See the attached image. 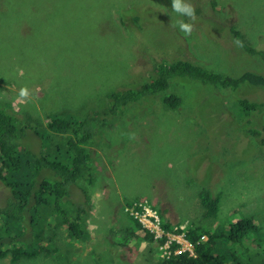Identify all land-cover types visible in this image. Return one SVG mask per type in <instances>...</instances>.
Here are the masks:
<instances>
[{
	"label": "rangeland",
	"instance_id": "374dc122",
	"mask_svg": "<svg viewBox=\"0 0 264 264\" xmlns=\"http://www.w3.org/2000/svg\"><path fill=\"white\" fill-rule=\"evenodd\" d=\"M186 59L229 75L264 71V0H0V106L44 125L53 116L76 119L92 132L93 143V183H79L92 207L83 222L86 240L53 225L49 250L15 264L163 259L162 245L143 229L132 237L136 254L127 261V250L116 246L123 238L106 234L121 223L119 203L133 201L156 207L161 223L174 232L192 223L226 230L250 217L259 231L245 250L235 249L247 263H264V145L246 133L243 116L230 108L235 94L177 79L172 87L180 100L174 108L162 101L165 96H139L123 106L109 98L138 89L158 62ZM241 89L245 99H264V90ZM250 119L253 126L255 119L262 124L264 113ZM54 137L59 142L63 136ZM204 189L219 195L216 217H204ZM4 195L0 188V203ZM170 236L188 249L180 234ZM0 264H11L10 257Z\"/></svg>",
	"mask_w": 264,
	"mask_h": 264
},
{
	"label": "trees",
	"instance_id": "16d2710c",
	"mask_svg": "<svg viewBox=\"0 0 264 264\" xmlns=\"http://www.w3.org/2000/svg\"><path fill=\"white\" fill-rule=\"evenodd\" d=\"M231 31L240 42L238 32L234 28ZM244 51L263 57L251 47H245ZM154 71L150 80L138 89L132 86L111 93L109 98L113 104L123 106L140 99L139 96H165L162 101L174 108L180 99L172 87L173 82L177 79L200 82L216 92L223 90L234 93L236 102L230 108L243 116L240 122L243 120L247 124L246 133L260 139V143L264 145V121L261 124L255 119L253 122L257 124L254 126L250 121L254 113H264V99H245L239 93L243 85L264 90V71L252 69L229 75L210 71L187 59L168 64L158 62ZM9 106L7 111L0 106V188L5 192L0 203V262L10 257V263L15 264L20 260H32L49 250L45 246L54 243L53 225L66 229L79 242L86 240L88 232L83 222L88 208L92 207L88 206L86 190L79 183H93L88 165L93 154V143L89 142L92 132L76 119L72 123L68 118L53 116L44 125L41 121L33 120L31 115L20 114L21 117L18 118ZM54 134H62L63 137L56 142ZM33 137L39 140L38 148L33 145ZM215 195L207 189L202 190L200 201L206 210L204 217H216L220 199L219 195ZM134 203L127 202L122 207L119 203L121 223L117 222L118 226H111L106 231V234H117L123 238L116 246L127 250L128 256L124 258L126 261L136 254L130 243L136 232L142 229L137 221L124 212L125 206ZM153 209L159 212L156 207ZM52 218L55 219L53 224L50 221ZM162 223L165 233L183 234V238L192 245L194 256L187 251L176 255L172 253L163 259H158L157 256L152 264H255V260L247 263L240 258L235 249L236 245H241L245 250L244 243L259 231L258 225L250 217L230 224L226 230L218 228L213 231L192 223L185 232H174L173 226L163 221ZM203 237L205 240H202ZM159 241L162 244L166 239ZM34 245L39 248L33 247ZM179 247L173 241L171 252Z\"/></svg>",
	"mask_w": 264,
	"mask_h": 264
},
{
	"label": "built area",
	"instance_id": "2783aa9c",
	"mask_svg": "<svg viewBox=\"0 0 264 264\" xmlns=\"http://www.w3.org/2000/svg\"><path fill=\"white\" fill-rule=\"evenodd\" d=\"M124 212L128 214L130 217L133 218V220L137 221L141 228L145 231H147L148 234L152 235L153 238L157 241L165 238L166 241L164 243H160L159 249L163 250V253L161 254L162 258L169 257L172 253L174 255L179 254L181 252H189L191 256H194V251L192 248V245L186 241L183 238V234H180L183 241L188 245V249H182L183 244L179 243L174 237L171 238L170 235H175L174 233H165L162 227L160 215L156 210H154L151 206L147 204V202H135L131 206H125ZM175 241L178 245H180L179 248L171 252V243ZM160 242V241H159Z\"/></svg>",
	"mask_w": 264,
	"mask_h": 264
},
{
	"label": "bare ground",
	"instance_id": "6f19581e",
	"mask_svg": "<svg viewBox=\"0 0 264 264\" xmlns=\"http://www.w3.org/2000/svg\"><path fill=\"white\" fill-rule=\"evenodd\" d=\"M155 72V71H154ZM4 105V104H3ZM35 119V118H34ZM32 121V120H31ZM198 186V185H197Z\"/></svg>",
	"mask_w": 264,
	"mask_h": 264
}]
</instances>
